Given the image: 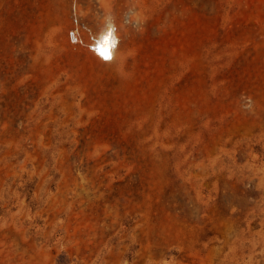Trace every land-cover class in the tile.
<instances>
[{
	"label": "rangeland",
	"instance_id": "374dc122",
	"mask_svg": "<svg viewBox=\"0 0 264 264\" xmlns=\"http://www.w3.org/2000/svg\"><path fill=\"white\" fill-rule=\"evenodd\" d=\"M0 264H264V0H0Z\"/></svg>",
	"mask_w": 264,
	"mask_h": 264
},
{
	"label": "clouds",
	"instance_id": "9594fccd",
	"mask_svg": "<svg viewBox=\"0 0 264 264\" xmlns=\"http://www.w3.org/2000/svg\"><path fill=\"white\" fill-rule=\"evenodd\" d=\"M123 23L137 29L139 28V20L136 18L134 6L126 10ZM119 32L117 19L114 15L105 14L101 17L96 31L91 35V43L89 45V50L98 60L110 63L116 59L117 49L121 41ZM239 100V106L244 113L249 115L254 114L255 101L251 96L242 93Z\"/></svg>",
	"mask_w": 264,
	"mask_h": 264
},
{
	"label": "built area",
	"instance_id": "2783aa9c",
	"mask_svg": "<svg viewBox=\"0 0 264 264\" xmlns=\"http://www.w3.org/2000/svg\"><path fill=\"white\" fill-rule=\"evenodd\" d=\"M71 34H72V37H73V38H72L73 41H77V39H78L79 37H78V35L76 34V32H75L74 29H72Z\"/></svg>",
	"mask_w": 264,
	"mask_h": 264
},
{
	"label": "bare ground",
	"instance_id": "6f19581e",
	"mask_svg": "<svg viewBox=\"0 0 264 264\" xmlns=\"http://www.w3.org/2000/svg\"><path fill=\"white\" fill-rule=\"evenodd\" d=\"M77 41H80V38H78Z\"/></svg>",
	"mask_w": 264,
	"mask_h": 264
}]
</instances>
